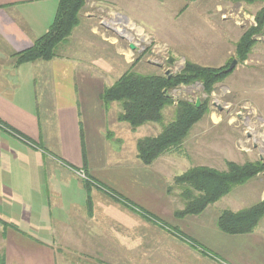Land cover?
Wrapping results in <instances>:
<instances>
[{"label": "rangeland", "instance_id": "374dc122", "mask_svg": "<svg viewBox=\"0 0 264 264\" xmlns=\"http://www.w3.org/2000/svg\"><path fill=\"white\" fill-rule=\"evenodd\" d=\"M262 10L264 0H86L78 25L57 46L56 55H68L82 64L108 65V76L117 80L130 72L175 76L187 63L222 69L220 73L225 74L210 93L199 82L168 90L172 104L163 110L161 124H146L134 134L125 128L111 138L114 145L107 147L108 152L103 145L107 168L99 152L89 157L94 167L91 175L102 187L151 217L147 220L138 213L135 217L111 216L110 220L123 228L138 229L140 243L133 249L115 250L109 264L247 262L243 256L249 248L244 242L253 235L229 236L215 223L223 211L237 212L264 200V172L232 187L201 214L184 217L176 216L185 207L180 196L184 186L175 184L174 179L193 167L226 172L228 163L264 165V23L252 34L254 44L246 58L239 61L236 54L238 42L256 28ZM130 44L136 47L135 52L129 51ZM233 60L235 67L223 72ZM181 101L205 105V115L180 147L160 155L149 166L137 165V142L158 135L174 121ZM98 121L93 117V131ZM101 140L95 132L93 143L100 145ZM259 229L263 235L264 228ZM183 239L217 260L202 256Z\"/></svg>", "mask_w": 264, "mask_h": 264}, {"label": "crops", "instance_id": "0c3cea01", "mask_svg": "<svg viewBox=\"0 0 264 264\" xmlns=\"http://www.w3.org/2000/svg\"><path fill=\"white\" fill-rule=\"evenodd\" d=\"M57 4L0 0V264H109L115 250L140 243L138 229L110 220L137 212L114 201L91 175L92 154L99 152L107 168L103 145L108 152L121 130L134 134L146 126L132 130L117 119L118 104L101 100L117 80L108 65L62 54L16 64V55L47 32ZM93 117L101 121L95 131ZM95 132L100 145L93 143ZM263 217L244 242V264H264Z\"/></svg>", "mask_w": 264, "mask_h": 264}, {"label": "trees", "instance_id": "16d2710c", "mask_svg": "<svg viewBox=\"0 0 264 264\" xmlns=\"http://www.w3.org/2000/svg\"><path fill=\"white\" fill-rule=\"evenodd\" d=\"M238 1L240 0H235V2ZM85 3L86 0H58L54 19L47 32L38 38L31 47L16 55V64L36 60L49 61L55 58L57 46L64 42L78 25L79 14ZM263 23L264 10L260 11L256 17V28L247 31L237 44L236 54L239 61L246 58L254 44L252 34L258 32ZM221 70L187 63L183 70L175 76H145L134 72L125 73L103 91L101 100L105 104H118L120 113L117 119L126 122L132 130L146 124H161L163 110L172 104L171 97L167 95L168 90L180 84L189 85L199 82L203 90L210 93L213 86L225 77V74L220 73ZM205 113L206 107L203 104L196 107L186 101L178 102L174 121L165 125L158 135L143 138L137 142V158L143 165L149 166L160 155L177 149ZM262 172H264V165L259 162L242 166L228 163L226 172H218L207 167L189 169L174 179L175 184L184 186L180 196L185 203L184 209L177 211L176 216L201 214L209 205L230 193L232 187ZM106 192L114 201L121 202L126 208L139 213L147 220L151 219L145 212L120 198L117 194ZM263 216L264 200L237 212H221L216 225L218 230L226 235H246L254 231ZM161 227L167 228L163 225ZM168 231L175 233L172 229H168ZM175 236L181 238L180 235L175 234ZM183 240L187 242L186 239ZM187 243L202 256L217 260L197 244L189 241Z\"/></svg>", "mask_w": 264, "mask_h": 264}, {"label": "water", "instance_id": "95a60500", "mask_svg": "<svg viewBox=\"0 0 264 264\" xmlns=\"http://www.w3.org/2000/svg\"><path fill=\"white\" fill-rule=\"evenodd\" d=\"M129 47H130V49H132V50L135 49L134 45H132V44H130ZM236 63H237L236 60H233V61L231 62V64L229 65V67H228L225 71H223V72L226 73V72L231 71V70L235 67ZM195 106L198 107V106H199V102H196Z\"/></svg>", "mask_w": 264, "mask_h": 264}]
</instances>
